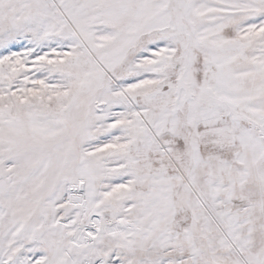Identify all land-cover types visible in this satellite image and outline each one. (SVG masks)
<instances>
[{
	"label": "snow or ice",
	"instance_id": "obj_1",
	"mask_svg": "<svg viewBox=\"0 0 264 264\" xmlns=\"http://www.w3.org/2000/svg\"><path fill=\"white\" fill-rule=\"evenodd\" d=\"M0 264H264V0H0Z\"/></svg>",
	"mask_w": 264,
	"mask_h": 264
}]
</instances>
